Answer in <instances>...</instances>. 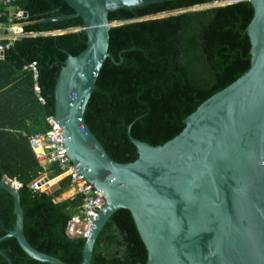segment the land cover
I'll return each instance as SVG.
<instances>
[{
    "label": "trees",
    "instance_id": "16d2710c",
    "mask_svg": "<svg viewBox=\"0 0 264 264\" xmlns=\"http://www.w3.org/2000/svg\"><path fill=\"white\" fill-rule=\"evenodd\" d=\"M224 6L194 10L204 5ZM29 14L27 32L39 34L9 46L1 41L0 180L18 181L25 233L40 252L68 264H81L86 239L71 238L67 226L83 205L81 196L63 199L70 178L57 182L58 165L44 168L29 138L48 130L55 116V88L69 56L87 49L81 18L64 0H17ZM179 12L169 17L165 13ZM249 0H163L134 11L110 14V54L99 75L85 121L108 154L119 163L138 159L129 134L162 146L185 129V120L205 101L224 90L251 67L247 28L254 18ZM78 30V31H74ZM36 63L38 78L30 68ZM40 87V102L35 92ZM40 181L35 191L32 185ZM55 180V181H52ZM14 201L0 189V238L15 228ZM13 264H48L29 257L15 238L0 243ZM148 251L129 210L118 211L104 227L92 264H146ZM0 264L8 262L0 255Z\"/></svg>",
    "mask_w": 264,
    "mask_h": 264
},
{
    "label": "water",
    "instance_id": "95a60500",
    "mask_svg": "<svg viewBox=\"0 0 264 264\" xmlns=\"http://www.w3.org/2000/svg\"><path fill=\"white\" fill-rule=\"evenodd\" d=\"M64 1L75 14L60 19L81 18L88 41L60 72L54 121L68 158L106 201L81 264H92L104 227L123 209L147 248L146 264H264V0H249L255 14L247 28L248 72L205 101L166 144L152 146L130 133L139 157L126 164L108 154L85 113L106 61L116 62L110 33L120 24L110 14L163 0ZM9 181L0 180V189L13 197L16 224L0 243L15 238L34 260L68 264L29 242L20 190ZM0 255L13 264L1 249Z\"/></svg>",
    "mask_w": 264,
    "mask_h": 264
},
{
    "label": "built area",
    "instance_id": "2783aa9c",
    "mask_svg": "<svg viewBox=\"0 0 264 264\" xmlns=\"http://www.w3.org/2000/svg\"><path fill=\"white\" fill-rule=\"evenodd\" d=\"M28 18L29 15H27V12L17 5V0H0V40L8 41L9 46H11L21 39L39 35L25 30V21ZM1 53H4L3 46H0V59L4 58V56H1ZM30 68L34 71V78L37 79L38 71L36 63L32 64ZM35 92L40 102L44 103V99L41 97L40 87L37 84L35 86ZM54 120L55 116H49L47 118V132L32 135L29 138L30 145L35 153L36 159L42 167L47 168L58 165L62 171L59 177L62 179L70 178L71 197H82L83 205L72 216L67 226V234L71 238L83 237L88 240L92 235L99 213L105 208L106 201L81 175L79 170L68 158L61 138L63 133ZM42 179L35 181L32 189L43 192L39 185ZM9 183L18 190L23 186L18 181L10 180Z\"/></svg>",
    "mask_w": 264,
    "mask_h": 264
},
{
    "label": "rangeland",
    "instance_id": "374dc122",
    "mask_svg": "<svg viewBox=\"0 0 264 264\" xmlns=\"http://www.w3.org/2000/svg\"><path fill=\"white\" fill-rule=\"evenodd\" d=\"M216 5L221 6L219 3H217V4H212V5H204V6H200V7L195 8L194 10H204V9H209V8H212V7L216 6ZM176 14H179V12L165 13V14H163V15H160L159 17H169V16L176 15ZM74 31H78V30H74ZM61 179H62V178L59 177V178H57V181H60ZM52 187H53V186H52ZM52 187L48 188L46 191H47V192H50L51 189H52ZM46 191H43V192H46ZM62 198H63V199H66V198H67V194H64Z\"/></svg>",
    "mask_w": 264,
    "mask_h": 264
},
{
    "label": "crops",
    "instance_id": "0c3cea01",
    "mask_svg": "<svg viewBox=\"0 0 264 264\" xmlns=\"http://www.w3.org/2000/svg\"><path fill=\"white\" fill-rule=\"evenodd\" d=\"M1 41H5V40H0V42H1ZM55 184H56V183H55ZM55 184H54V185H55ZM54 185H52V186H54ZM52 186H51V187H52ZM71 194H72L71 191L68 192V193H67V198H70V197H71Z\"/></svg>",
    "mask_w": 264,
    "mask_h": 264
}]
</instances>
